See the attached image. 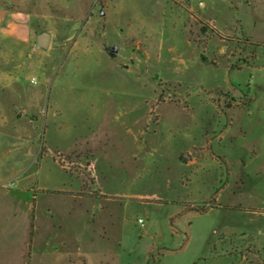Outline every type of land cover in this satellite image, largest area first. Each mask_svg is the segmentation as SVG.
<instances>
[{"label": "rangeland", "instance_id": "rangeland-1", "mask_svg": "<svg viewBox=\"0 0 264 264\" xmlns=\"http://www.w3.org/2000/svg\"><path fill=\"white\" fill-rule=\"evenodd\" d=\"M223 259L264 264V0H0V264Z\"/></svg>", "mask_w": 264, "mask_h": 264}, {"label": "water", "instance_id": "water-1", "mask_svg": "<svg viewBox=\"0 0 264 264\" xmlns=\"http://www.w3.org/2000/svg\"><path fill=\"white\" fill-rule=\"evenodd\" d=\"M51 43V35L49 33H41L37 36V45L42 50H48ZM107 54L110 57H115L118 52V47H110L106 49Z\"/></svg>", "mask_w": 264, "mask_h": 264}, {"label": "crops", "instance_id": "crops-1", "mask_svg": "<svg viewBox=\"0 0 264 264\" xmlns=\"http://www.w3.org/2000/svg\"><path fill=\"white\" fill-rule=\"evenodd\" d=\"M224 138H223V140H224ZM218 262H221V264L222 263H227V264H244L243 262H238V261H235V260L234 261H231V260L225 261L224 259L221 260V261H218Z\"/></svg>", "mask_w": 264, "mask_h": 264}, {"label": "trees", "instance_id": "trees-1", "mask_svg": "<svg viewBox=\"0 0 264 264\" xmlns=\"http://www.w3.org/2000/svg\"><path fill=\"white\" fill-rule=\"evenodd\" d=\"M200 212H204V209L202 211H200Z\"/></svg>", "mask_w": 264, "mask_h": 264}, {"label": "built area", "instance_id": "built-area-1", "mask_svg": "<svg viewBox=\"0 0 264 264\" xmlns=\"http://www.w3.org/2000/svg\"><path fill=\"white\" fill-rule=\"evenodd\" d=\"M35 83V82H34ZM13 185H11V187H12Z\"/></svg>", "mask_w": 264, "mask_h": 264}]
</instances>
